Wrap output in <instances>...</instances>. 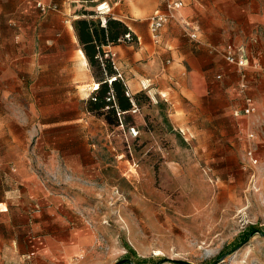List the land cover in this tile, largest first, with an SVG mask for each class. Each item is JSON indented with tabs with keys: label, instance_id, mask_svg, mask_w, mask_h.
Returning a JSON list of instances; mask_svg holds the SVG:
<instances>
[{
	"label": "rangeland",
	"instance_id": "rangeland-1",
	"mask_svg": "<svg viewBox=\"0 0 264 264\" xmlns=\"http://www.w3.org/2000/svg\"><path fill=\"white\" fill-rule=\"evenodd\" d=\"M106 1L94 5L92 15L65 17L123 21L132 35L104 46V57L118 69L127 92L142 87L130 96L143 94L119 115L118 125L86 113L93 121L94 163L87 177L45 176L75 201L69 226L86 234L85 246L59 264H113L122 258L130 263L120 264H264V235L254 233L233 250L250 225H264V65L249 72L242 92L238 71L218 68L206 92L183 95L180 19H169L160 44H154L148 21L163 0ZM79 3L87 9L92 4ZM14 4L0 0V71L20 65L22 50L8 43L22 39L13 25L22 19L9 12ZM261 44L256 40L253 52ZM244 94L255 102L249 114L240 111ZM81 130L46 128L45 135L52 140ZM45 151L51 153L52 144Z\"/></svg>",
	"mask_w": 264,
	"mask_h": 264
},
{
	"label": "crops",
	"instance_id": "crops-1",
	"mask_svg": "<svg viewBox=\"0 0 264 264\" xmlns=\"http://www.w3.org/2000/svg\"><path fill=\"white\" fill-rule=\"evenodd\" d=\"M166 1L152 14L164 9ZM182 1L178 15L197 28L195 39L185 31L183 34L179 52L182 94L197 97L203 90L206 92L218 68L223 73L238 71L239 89L242 76L247 87L249 72L264 65L263 45L260 50H252L258 46L256 40L264 42V0ZM79 2L92 4L87 9ZM94 2L97 1L14 0L9 10L22 19L13 23L22 39L8 43L22 52L16 57L20 65L0 71V264H59L61 259L67 263L68 255L85 246L84 230L69 226L75 201L46 183L45 176L57 178L67 173L82 179L94 166L93 121L91 115L86 116V100L97 84L82 55L72 21L65 17L79 16L83 10L93 11L94 5L98 9L107 3ZM32 15L38 18L25 20ZM164 27L154 42L148 21L154 44H160ZM239 49L244 50L247 59L242 69L226 59L222 61L221 51L225 58L226 53L238 54ZM141 89L139 86L132 91L128 87L132 94ZM246 97L255 109L253 98L244 94L240 111L247 105ZM62 127L84 131L52 140L45 135L46 128ZM64 143L70 147L62 150L60 145ZM29 144H33L32 151ZM46 144H52L51 153L45 151Z\"/></svg>",
	"mask_w": 264,
	"mask_h": 264
},
{
	"label": "trees",
	"instance_id": "trees-1",
	"mask_svg": "<svg viewBox=\"0 0 264 264\" xmlns=\"http://www.w3.org/2000/svg\"><path fill=\"white\" fill-rule=\"evenodd\" d=\"M93 13L94 11H82V15H92ZM72 26L82 52L92 66L91 71L97 84L86 100V109L90 113L103 116L108 124L118 125L119 122L121 123L119 115L133 109V105L138 104L139 95L143 93H136L132 96L127 94L125 86L117 77L115 67L108 58L104 57L103 47L113 45L120 39L125 40L127 36L132 35V32L123 21L109 16L105 18L104 22H101L99 18L82 16L72 21ZM147 98L150 100L149 97ZM254 233L264 235V225L261 227L250 225L246 231L240 234V241L234 245V248ZM228 252L222 253L217 260ZM170 261L173 264H192L182 260Z\"/></svg>",
	"mask_w": 264,
	"mask_h": 264
},
{
	"label": "built area",
	"instance_id": "built-area-1",
	"mask_svg": "<svg viewBox=\"0 0 264 264\" xmlns=\"http://www.w3.org/2000/svg\"><path fill=\"white\" fill-rule=\"evenodd\" d=\"M183 4L184 3L182 0H167L165 3L164 9L155 10V12L149 18L150 31H151L154 42L158 41L161 29L165 26V24L171 18L180 19V22L183 24V29L186 32V34H188L189 37L192 39L196 38L197 28L195 27V25H193V23L191 22L183 20L182 17L178 15V11L183 6ZM37 5L41 9H46V6L42 4L41 2H37ZM225 59L229 63L235 64L240 69H242L247 64V59L245 57L243 49H239L238 54L226 53ZM245 88H246V83L242 76V79L240 82V91H243ZM127 94L129 93L127 92ZM245 101L247 105L243 109V112L245 114H249L250 112L254 110V107L251 105V99L249 97H246Z\"/></svg>",
	"mask_w": 264,
	"mask_h": 264
},
{
	"label": "water",
	"instance_id": "water-1",
	"mask_svg": "<svg viewBox=\"0 0 264 264\" xmlns=\"http://www.w3.org/2000/svg\"><path fill=\"white\" fill-rule=\"evenodd\" d=\"M249 238H247L244 242H242L240 245H238L237 247H235L233 250L239 248L243 243H245ZM231 251H229L228 253H230ZM224 258V255L222 257H220L216 262L218 261H222ZM123 262H126V263H130V260H127V259H120L119 261L113 263V264H117V263H123Z\"/></svg>",
	"mask_w": 264,
	"mask_h": 264
},
{
	"label": "flooded vegetation",
	"instance_id": "flooded-vegetation-1",
	"mask_svg": "<svg viewBox=\"0 0 264 264\" xmlns=\"http://www.w3.org/2000/svg\"><path fill=\"white\" fill-rule=\"evenodd\" d=\"M122 259H127V260H130L129 258H122Z\"/></svg>",
	"mask_w": 264,
	"mask_h": 264
},
{
	"label": "bare ground",
	"instance_id": "bare-ground-1",
	"mask_svg": "<svg viewBox=\"0 0 264 264\" xmlns=\"http://www.w3.org/2000/svg\"><path fill=\"white\" fill-rule=\"evenodd\" d=\"M82 55H84V54H82Z\"/></svg>",
	"mask_w": 264,
	"mask_h": 264
}]
</instances>
